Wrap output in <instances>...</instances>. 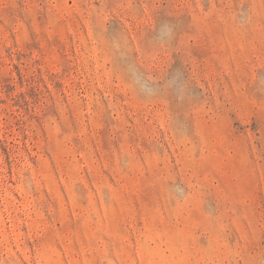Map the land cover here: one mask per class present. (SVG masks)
<instances>
[{"label":"rangeland","instance_id":"obj_1","mask_svg":"<svg viewBox=\"0 0 264 264\" xmlns=\"http://www.w3.org/2000/svg\"><path fill=\"white\" fill-rule=\"evenodd\" d=\"M0 264H264V0H0Z\"/></svg>","mask_w":264,"mask_h":264}]
</instances>
